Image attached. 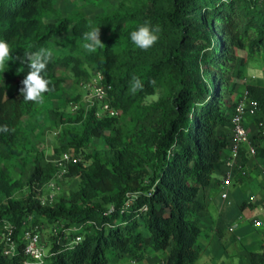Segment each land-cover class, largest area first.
I'll use <instances>...</instances> for the list:
<instances>
[{
	"label": "trees",
	"instance_id": "1",
	"mask_svg": "<svg viewBox=\"0 0 264 264\" xmlns=\"http://www.w3.org/2000/svg\"><path fill=\"white\" fill-rule=\"evenodd\" d=\"M57 1L0 0V264H25L22 233L44 221L59 225L41 264L137 262L150 250L164 264H197L230 146L221 131L232 124L228 97L244 55L264 53V0H121L94 19L64 13ZM58 66L101 71L118 115L98 118L96 108L81 107L68 117L77 127L62 130L63 150L83 153L95 138L104 144L67 163L65 174L79 177L80 187L48 205L38 194L57 163H36L26 181L5 166L31 151L24 119L66 88ZM247 89L264 112V84ZM119 115L125 121L117 127ZM256 139L264 161L263 129ZM245 177L237 171L233 183ZM25 186L28 195L17 199ZM7 221L14 254L6 253ZM248 264H264V243Z\"/></svg>",
	"mask_w": 264,
	"mask_h": 264
},
{
	"label": "rangeland",
	"instance_id": "2",
	"mask_svg": "<svg viewBox=\"0 0 264 264\" xmlns=\"http://www.w3.org/2000/svg\"><path fill=\"white\" fill-rule=\"evenodd\" d=\"M121 0H58L57 6L60 7L64 13H70L75 10L81 11L86 14L89 18L94 19L96 16L103 14V12L115 8ZM100 28H103V24L97 22ZM242 52H240L241 54ZM242 55V54H241ZM244 64L239 66V72L235 76L236 85L233 92L229 95L230 103H236L246 90L250 83H263L264 84V53L260 55L250 57L244 55ZM86 68V67H85ZM88 74H76L75 69L65 66L57 67V74L67 79L66 88L56 95L50 96L48 99L40 100L38 109L32 116H27L24 119V126L30 131L31 136V151L26 158L20 157L6 164V169L10 173L13 179H22L26 181L32 174L35 164L41 163L45 165L48 161L57 163L63 156L64 152L62 144L64 141L60 140V134L65 127H77L75 124L68 122V117L74 116L79 112V108L88 106L87 92L85 85L91 79L93 71L90 68L87 69ZM5 83H13L12 79L5 73ZM13 92V86H10L7 90L8 94ZM119 115L120 121L117 122V127L124 124V117ZM250 137L251 142L255 144L256 136L258 132L264 130V112L260 111L255 117L250 119ZM115 129L109 128L106 132L107 135H114ZM66 141V140H65ZM104 144L103 138H95L93 143L86 145L83 148V153L76 152L71 147L74 157L79 160L84 159L85 153H93L99 146ZM27 160V162H25ZM257 165V162H255ZM58 165V164H57ZM54 173L53 178L49 180L43 186L41 193L38 194L43 202L48 205H52L61 196L69 197L72 193L77 191L80 187V178L72 177L66 174H62L61 170ZM248 169V174H249ZM264 171V170H263ZM252 172V171H251ZM264 176V175H263ZM222 178V175L220 176ZM237 184V183H236ZM236 184H232L236 185ZM253 190V187H249ZM248 187H241V196L251 199L252 195L262 197L260 201L256 198L252 201H258V204L252 203L255 208H261V213L252 215V211L255 209L246 202L245 206L248 205L246 219L258 218L263 224L255 226L251 220V223L245 221L239 225L236 229L235 234L231 235L232 232L228 231L229 222H225V228L227 229L226 234H230L227 238L226 243L219 244L217 251L208 255V264H220L219 261L225 264H247L250 251L259 249L264 243V192L260 189H256L251 195ZM221 193V192H220ZM246 194V195H245ZM28 195V188L19 189L15 197L17 199H25ZM220 196H216L211 200L212 206V220H208L203 225L202 234L198 240V243L208 238L211 239L214 236L213 229L216 227L218 222V212L215 204L219 202ZM222 200V199H221ZM236 212L239 213L240 206H235ZM257 213V212H256ZM212 221V222H211ZM59 224L50 223L48 221L41 222L40 233L42 236L43 245L46 253H48L54 245V235L56 231L54 228ZM57 234V233H56ZM207 235V237H206ZM5 241V240H4ZM7 246V243H6ZM217 246V245H216ZM164 256L160 252L153 250L147 251L143 257L135 262L128 259L120 261L118 264H164ZM203 258L200 257L197 264L203 263ZM209 259V260H208Z\"/></svg>",
	"mask_w": 264,
	"mask_h": 264
},
{
	"label": "built area",
	"instance_id": "3",
	"mask_svg": "<svg viewBox=\"0 0 264 264\" xmlns=\"http://www.w3.org/2000/svg\"><path fill=\"white\" fill-rule=\"evenodd\" d=\"M113 86L111 83L105 82L104 75L101 71H95L91 79L85 85L87 92L88 106L85 107L86 111L96 108V116L98 118H105L118 115L116 108L112 106L111 91ZM261 111L259 101L254 98L250 91L246 88L241 98L235 103L232 111V124H231V147L230 154L226 160L227 168L225 169L220 184V192L222 198L229 197L228 188L233 184L234 176L237 171L242 175H248V166L244 162L242 150L246 149L247 152L255 157L257 147L251 142L250 129L247 126V118L255 117ZM79 158L74 157L71 150L64 152L63 156L57 164L62 174L67 172V163L77 162ZM255 195L251 196V200H255ZM244 219L240 215L237 222L230 227L233 231L239 223ZM255 226H260L263 222L258 219H252ZM15 227L11 222H6L4 240L7 243L6 253L14 254L16 250V240L13 235ZM24 242V252L27 256L25 264H41L47 256L45 247L43 245L42 236L40 233V226L26 228L21 236ZM81 237H77L76 241H80Z\"/></svg>",
	"mask_w": 264,
	"mask_h": 264
},
{
	"label": "crops",
	"instance_id": "4",
	"mask_svg": "<svg viewBox=\"0 0 264 264\" xmlns=\"http://www.w3.org/2000/svg\"><path fill=\"white\" fill-rule=\"evenodd\" d=\"M250 117L247 118V122L250 121ZM221 131L226 132L229 135V141H230V146L228 148V151L226 152V160L229 157L230 154V147H231V140H232V133H231V128H222ZM246 155H247V166L248 169L251 170L249 171V174L241 181H237L236 185H231L228 188V192H229V197L224 199L221 196L220 191H216V193L214 194V199L216 196H220V200L219 202H217L215 204L216 206V210L218 212L219 215V219L218 222L216 224V227L213 229L214 231V236L211 239H207L205 241H203V243H198V246L200 247L202 254L201 256L204 257L203 258V263L202 264H208L207 263V258L208 255L210 254H214L213 252L220 247L219 244L222 243H226L227 238L229 237L230 234H226L227 233V229L225 228V222H229V232H232L231 235L236 236L235 231L237 228H239V225L245 221H248L249 223H251L252 218H250V220L246 219V214H247V210H249L248 205L245 206V202H244V195L242 194L241 196V187L245 186L248 187V190L250 192V194L252 195L254 193V191H256V189H260L261 191L264 192V161H261L260 159H258L256 156L253 157L251 156L246 149H244ZM226 160L224 165L222 166V169L220 171V173H218V177H220L225 169L227 168V164H226ZM255 162H257V165L255 164ZM253 187L254 189L251 190L249 187ZM248 192V193H249ZM246 195V194H245ZM222 199V200H221ZM258 201H260L262 199V197L258 196ZM258 201H252L251 199L247 200V203L250 204V206H252L255 210L252 211V215H256L261 213V208H255L254 205H252V203L254 204H258ZM212 206V204H210V207ZM235 206H240L241 210L239 213L236 212V208ZM212 211L210 210V215L204 219L203 225L208 221V220H212ZM257 212V213H256ZM262 214V213H261ZM240 215L244 216V219L239 223V225L233 230H230V227L233 226L236 222L237 219ZM260 215V214H259ZM212 222V221H211ZM207 237V235H206ZM237 240L239 239L238 236ZM217 245V246H216ZM209 260V259H208ZM220 264H225L222 263L221 261H219ZM248 264V263H247Z\"/></svg>",
	"mask_w": 264,
	"mask_h": 264
}]
</instances>
